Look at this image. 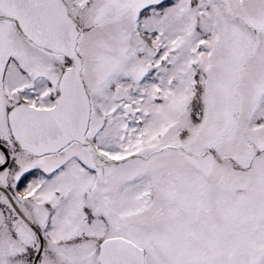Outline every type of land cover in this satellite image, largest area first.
<instances>
[{"label": "snow or ice", "instance_id": "obj_1", "mask_svg": "<svg viewBox=\"0 0 264 264\" xmlns=\"http://www.w3.org/2000/svg\"><path fill=\"white\" fill-rule=\"evenodd\" d=\"M0 264H264V0H0Z\"/></svg>", "mask_w": 264, "mask_h": 264}]
</instances>
